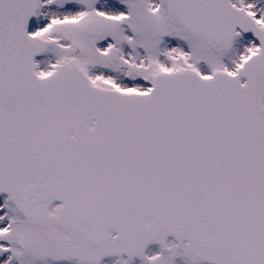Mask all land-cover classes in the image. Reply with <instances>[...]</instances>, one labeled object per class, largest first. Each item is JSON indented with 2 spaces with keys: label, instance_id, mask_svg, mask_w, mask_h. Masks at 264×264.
<instances>
[{
  "label": "snow or ice",
  "instance_id": "snow-or-ice-1",
  "mask_svg": "<svg viewBox=\"0 0 264 264\" xmlns=\"http://www.w3.org/2000/svg\"><path fill=\"white\" fill-rule=\"evenodd\" d=\"M0 264H264V0H0Z\"/></svg>",
  "mask_w": 264,
  "mask_h": 264
}]
</instances>
